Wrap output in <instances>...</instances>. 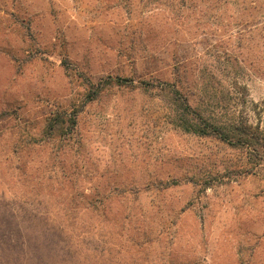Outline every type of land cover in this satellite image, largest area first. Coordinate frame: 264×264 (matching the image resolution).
<instances>
[{"label":"rangeland","instance_id":"obj_1","mask_svg":"<svg viewBox=\"0 0 264 264\" xmlns=\"http://www.w3.org/2000/svg\"><path fill=\"white\" fill-rule=\"evenodd\" d=\"M117 77L131 82L87 101L88 79ZM165 83L204 116L243 111L264 132V0H0V229L57 212L64 197L48 178L66 172L85 177L76 188L86 193H132L83 215L101 253L72 251L73 264H264V162L176 128ZM61 111L78 116L66 154L59 137L42 141ZM156 177L181 184L147 191ZM135 206L162 207L178 237L140 236L122 220ZM142 218L136 225L151 221Z\"/></svg>","mask_w":264,"mask_h":264},{"label":"trees","instance_id":"obj_2","mask_svg":"<svg viewBox=\"0 0 264 264\" xmlns=\"http://www.w3.org/2000/svg\"><path fill=\"white\" fill-rule=\"evenodd\" d=\"M109 82H115L116 85L122 86L127 85L131 81L117 77L116 79H106L102 82L94 83L88 79L86 81L88 88L87 101L96 100L103 93ZM231 87L235 90L236 96H238L240 106L246 105L247 87L240 84L238 80H234L231 83ZM140 88H144V86H140ZM161 90L167 92L179 110L177 112L176 128L179 127L185 134L200 138H216L232 148H238L244 155L248 156L249 160H253L252 167L261 168L262 162H264V132L258 124L252 125L247 122L243 111L229 110V116L221 113L217 116L212 114V116L209 115L207 117L194 107L190 97L183 90L177 88L176 85L165 83ZM77 124L78 116L76 114L69 115L64 111L57 112L50 118L44 130V140L42 141L49 143L54 137H59L58 154L59 152L60 154H66L68 152L67 149L70 147V138H66L69 135L67 132L73 130ZM26 145L29 150V148H35L36 143L29 141ZM245 161L248 162V160ZM60 163L66 166L61 158ZM71 166L75 167L74 165ZM84 179L85 177L66 172H62L56 178H48L47 185L55 189L54 185H49V181L52 182L54 180L57 184L56 194L58 197H64L59 202L63 206L57 208V212L46 208L42 213L40 212L41 216L38 217L37 214V220H33L32 215H29L22 223L13 221L9 226L1 227L0 264H53V262L41 260L42 257L51 259L52 255L58 256L60 264H73L71 262L72 251H74L75 255L88 251L101 253L96 248L89 247L86 242L88 224L84 222L83 215L100 209L106 213L105 207H110L107 204L113 203V200L118 201V199L119 201H125L128 199L127 196L132 193L126 190L121 193L107 190H94L86 193L84 189L76 188ZM180 182L178 179L166 181L161 177H156L151 183L146 184L145 187H147V191L152 193L163 194L166 189L173 185L177 186L181 184ZM187 183L195 186L197 182L191 178L187 180ZM210 187V184H204L203 189L207 190ZM132 190L134 189L130 191ZM80 199L84 200L85 203L83 204ZM139 209L135 206L133 210V207H131L129 211L127 210L128 212L125 211L123 213L122 220L123 222L127 221L128 223L126 224L133 225L135 230L138 229L140 236L150 239L154 235L158 241L168 237L166 236L167 234L175 240L171 233L178 237V229H172L170 223L168 224L165 220H162V207L156 206L154 208L151 206ZM102 210L97 214L101 219H103L102 216L104 215ZM147 210L149 211L146 212ZM151 215H153L154 220ZM155 215L159 218L155 219ZM143 216L149 217L151 221L143 227L141 224L136 225V222H140ZM65 220L70 227L77 224L83 229L77 233L71 230L69 226H66ZM68 234L73 235V238L67 239L66 236ZM46 258L45 260H47Z\"/></svg>","mask_w":264,"mask_h":264}]
</instances>
